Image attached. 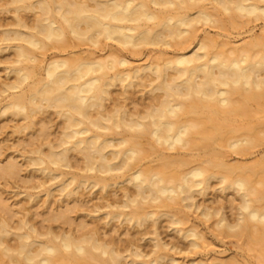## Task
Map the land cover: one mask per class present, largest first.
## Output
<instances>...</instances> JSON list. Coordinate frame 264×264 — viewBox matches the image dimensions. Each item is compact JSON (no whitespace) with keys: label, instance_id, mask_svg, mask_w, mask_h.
<instances>
[{"label":"bare ground","instance_id":"1","mask_svg":"<svg viewBox=\"0 0 264 264\" xmlns=\"http://www.w3.org/2000/svg\"><path fill=\"white\" fill-rule=\"evenodd\" d=\"M9 5L15 12L0 26V51H11L12 59L4 67L0 116L21 117L18 130L37 123L41 127L31 134L32 142L23 140L35 146L25 152L14 149L17 156L0 160V176H17L22 170L17 158L23 157L33 172L29 178L35 173L47 178L33 188L45 189L48 183L79 206L100 200L86 215L102 226L86 230L83 219L78 225L86 226L85 233L79 236L73 230L56 234L50 227L43 234L29 222L28 213L16 226L1 217L0 261L7 256L15 264H177L166 253L176 247L163 242L158 231L161 217L175 228L183 223L184 215L173 213L175 206L194 209L206 220L216 217L222 233L264 241V208L254 204L262 196L248 175L253 169L227 163L220 150L227 136L226 147L235 155L248 154L263 140L256 131H264V123L246 131L233 127L236 117L250 114L251 106H264L263 44L256 40L233 46L209 30L221 27L218 12L233 21L264 19V0H9ZM20 10L33 12V17L25 18ZM74 40L103 46L102 51L107 46L109 53L81 49L66 56L59 51L45 62L38 59L37 51L60 50ZM147 47L156 57L130 66L123 51L134 55ZM118 85L112 98L111 88ZM138 92L139 98L133 97ZM42 114L47 116L36 120ZM53 116L60 121L50 139L47 129ZM145 159L158 163L148 166ZM212 179L239 198L232 223L222 209H210L196 199ZM120 184L121 195L114 200L91 192L86 200L78 193L98 187L106 195ZM260 184L264 187V179ZM49 187L43 190L47 197L53 190ZM0 208L10 210L1 198ZM69 210L48 217L65 220ZM113 221L131 237L105 238L104 227ZM146 223L149 230H136ZM148 235L149 252L139 243ZM181 237L191 238L192 248L198 246L194 228Z\"/></svg>","mask_w":264,"mask_h":264},{"label":"rangeland","instance_id":"2","mask_svg":"<svg viewBox=\"0 0 264 264\" xmlns=\"http://www.w3.org/2000/svg\"><path fill=\"white\" fill-rule=\"evenodd\" d=\"M20 11V14L25 18H28L29 20L33 17V12L22 10ZM14 12L15 10L13 9V6L9 5V0H0V26L5 25L7 22H9L13 18ZM217 17H219V19L223 21L221 27L209 28V30L211 32V35L214 36V38H216L218 41H232L233 44L231 45L235 46L257 40L258 42L263 44L264 48V19L248 21L245 18H242L238 21H233L228 20L225 15L221 14V12L217 13ZM201 28L206 27L204 26ZM200 34L203 35V32L201 31ZM226 37H228L229 40H227ZM76 47L78 48L77 50ZM102 47L103 46L93 47L92 45L86 42L74 40L71 41L69 44L65 45L63 49L57 50L49 47L45 50L37 51V53L41 54L38 55V59L44 62L59 51H61L59 53L64 56L70 54L72 51L76 52L81 49L84 51L89 50V52L96 51L97 54L107 56L109 53L108 47L106 46V49L104 51H102ZM151 50L152 47L143 48L141 51L137 52L134 55L128 49L124 50L123 52L126 56H128V59L131 63L130 66H136L144 64L147 61L148 56H151L153 58L156 57L154 51ZM10 59H12L11 51H0V86L2 82L6 81V71L4 70V67L10 61ZM33 64L35 63H30V65ZM118 90H120L119 85L111 88L112 98L117 97L115 92ZM139 96V92L133 94V97L139 98ZM106 103L109 104V101H107ZM250 109V114L245 116H238L235 118L236 121L233 122V127L239 129L240 131H246L248 128L256 127L255 125L257 124L263 125L264 106L254 105L251 106ZM48 112L51 113L53 111L49 110ZM44 116H47V114L38 115L36 120H39ZM59 121L60 120L58 118L53 116L52 122L49 125L50 127L47 129V131L49 132L50 139H54V137L56 136V132L58 130L57 124ZM22 122L23 121L21 120V117L12 118L7 116H0V152H3L2 155H0V160H3L4 163L7 160L6 158H4L6 157V155H18L17 153L15 154L13 152L14 149H18L21 150V152H25L27 149L29 150L31 146H35V144H29V146L27 144L25 145V142L23 140L27 141L26 143L32 142L31 134L35 132L38 128H40L41 124L37 123L33 128H29L24 131L16 129V126L20 125ZM256 135L258 137L263 138V140L258 143L248 154L235 155L234 153H232V151L227 149V140L230 136H227L225 138L222 143L223 147L220 148V150L223 154L222 156L224 157L227 163H237L236 165L249 166L253 169L252 173H248L250 178V184L252 188H257L260 191V194L257 195L262 196V198L256 200L254 204L258 208H264V187L260 184V182L264 179V131L258 130L256 131ZM39 141L40 140L37 139L34 140V142L37 143H39ZM171 152L169 153H175V151ZM187 154H189V152ZM173 156L177 155L174 154ZM189 158L187 157L186 160H194L192 158L190 160ZM17 159L18 163L22 165L20 166V170L22 169L21 172L19 171L17 176H10V178L9 176H6L8 178H6L5 176H3L5 178H1L0 176V198L4 200V203H6L10 209L8 210V213L10 214H8L0 208V218L7 217L6 219H8L9 222L16 226L17 223L15 224V222H17V220L21 218L24 213H28L27 218L29 219V222L31 224L34 223V225H36L37 229H39L40 232L44 231L41 232L43 234H45L49 230L48 228L50 227L53 229L51 230L52 232H57L56 234H59V230H61V232H71L73 230V235L79 236L82 233H85L83 227L86 226L82 224V228L79 227V225L81 224L80 222H82L83 219L86 223L88 222V224H86L88 225L86 230L96 224L99 225L98 227L102 226V223H99L96 219L91 220V218H89L90 216L87 217L86 215V213L90 211L89 206L95 203H99L100 200L93 199L89 202V205L80 204L79 206L74 202L71 203V200L69 198L67 199L62 195H59L57 188H53L52 185H50V187L47 186L48 183H46L45 189L33 188L36 187L41 181H45L47 178H43L39 173H35V178H29L28 175H32L33 172L30 170V167H27L26 160L23 159V157H19ZM149 159L151 160V158ZM148 160H144L146 164L148 163V166L156 167L158 162H154L156 163L155 165L154 163L150 164V161ZM144 161H142L143 167H145L146 165H144ZM148 166L146 165V167ZM124 185L129 187L131 186L130 184L126 183ZM220 186L221 184L218 180H210L209 188L207 189L205 194L197 195L196 199L199 204L204 205L210 209H222V212L224 213L227 220L232 223L236 218V206L239 203V198L237 195H233L234 193L231 189L221 190ZM47 187L53 189L50 194L51 197L48 196L49 199L47 196H45V190L47 189ZM120 187H123V185L120 184L118 185V187L115 185L112 186L107 190L106 195L104 193L100 195L97 191L98 187L97 190L93 188L92 191L90 187L86 188V190L85 188H81L78 190V193H80V196L82 195L83 197H85L86 200L88 199L87 196L91 193H93L92 196L97 197H103L108 195V198L110 200H114L121 195ZM28 194H32L37 197H35L34 200H31ZM47 200H49L50 202L48 201L47 203ZM64 201L65 204H63ZM60 203L63 204V208L59 206L61 205ZM65 208L71 209L69 210L70 214L67 212L69 214V216L66 217L67 220L59 219V221H57L49 218L52 217L51 215L54 214V212L55 214H57V212H60V210L65 211ZM178 209H180L181 212H178ZM49 210H51V212ZM48 212L51 214L49 215ZM173 213H175L176 215L180 213L179 216L184 215L183 223L179 226H176L177 228H175L174 225V227L170 226L168 218L161 217L158 221V231L160 234V238L163 239V242L167 243L170 246L173 245L177 248V250H175L176 248H174V251L168 249L166 250V253L169 256L174 257L177 260V264H187L191 260H204L207 261L208 264H264V241L261 243H255L251 240V238L245 236H235L230 233H222L221 229L216 226V217L212 216L209 220H206L199 214V212L194 209L187 210L183 209L182 207L175 206ZM84 216L86 219L84 218ZM68 219L70 220L69 223ZM145 226L146 227L136 228V230L139 232H144L150 229V223H146ZM76 228L77 231H75ZM104 228L105 231L108 230V233L104 235L105 238L114 237V239L121 238L126 240L131 237V235L125 233L126 230H124L122 227H119L117 221L111 222L109 226H105ZM193 228L195 231H197L198 235L200 236V238L197 240L198 246L196 248L191 247V238L181 237V234L183 232L185 233V231H188ZM177 229H180L181 233H178ZM132 232L134 231L132 230ZM149 237H151V235L146 236V240L139 242L143 246L144 250H146L147 252L152 249V242L149 240ZM12 243H14L13 240H10V244ZM1 260L2 261H0V264H15L13 262H10L7 256H2ZM159 264L172 263L169 260H163Z\"/></svg>","mask_w":264,"mask_h":264}]
</instances>
